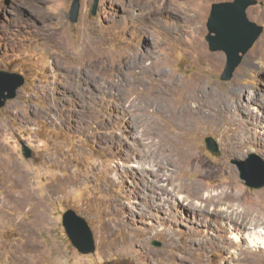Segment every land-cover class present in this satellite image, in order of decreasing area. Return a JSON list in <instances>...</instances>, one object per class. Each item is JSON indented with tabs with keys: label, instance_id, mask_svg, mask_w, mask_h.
<instances>
[{
	"label": "rangeland",
	"instance_id": "obj_1",
	"mask_svg": "<svg viewBox=\"0 0 264 264\" xmlns=\"http://www.w3.org/2000/svg\"><path fill=\"white\" fill-rule=\"evenodd\" d=\"M220 1L80 0L72 21L74 0H0V70L25 78L0 108V264H264V187L232 163L264 158V31L222 80L206 39ZM247 12L264 26V0ZM71 208L95 252L68 237Z\"/></svg>",
	"mask_w": 264,
	"mask_h": 264
},
{
	"label": "water",
	"instance_id": "obj_2",
	"mask_svg": "<svg viewBox=\"0 0 264 264\" xmlns=\"http://www.w3.org/2000/svg\"><path fill=\"white\" fill-rule=\"evenodd\" d=\"M258 4V0H227L214 2L211 6L208 19V40L212 51H224L226 65L221 74L222 80H230L237 67L243 61L245 54L253 47L264 31V26L251 20L248 8ZM98 0H95L91 13L97 12ZM80 0H74L71 10V20L76 21L79 15ZM22 74L0 70V108L8 100L17 96L18 90L24 85ZM206 148L215 155H220V145L212 135L204 137ZM23 153L29 158L32 149L23 144ZM240 171L241 178L249 187H264V158L251 153L246 160L233 159ZM63 226L74 247L82 254L93 253L96 250V241L93 230L87 219L74 209H68L63 214ZM160 245V243H157Z\"/></svg>",
	"mask_w": 264,
	"mask_h": 264
},
{
	"label": "bare ground",
	"instance_id": "obj_3",
	"mask_svg": "<svg viewBox=\"0 0 264 264\" xmlns=\"http://www.w3.org/2000/svg\"><path fill=\"white\" fill-rule=\"evenodd\" d=\"M92 43H91V41L90 40H88V39H84L83 41H82V47H84V48H86V50H85V53L87 52V50H88V48H92ZM129 69V68H128ZM148 69V68H147ZM147 69H145V71L147 70ZM193 89H194V91H195V93L198 91V88L196 87V86H193L192 87ZM201 89V88H200ZM203 106V105H202ZM208 112H210V111H208ZM12 170H13V166H7L5 169H4V174L5 175H9L10 176V173L12 172ZM22 172V175H21V177H19L18 178V182H19V184L21 185V186H24V188H23V190H22V192H21V194L20 193H18V194H16V195H13L14 196V201L15 202H19L20 203V205H26L27 203H26V201H28L29 202V197H31L32 196V192L30 193L31 195L29 196V194H27L26 192H29V186H28V184H27V175L26 174H24L23 173V171H21ZM8 176V177H9ZM26 191V192H24L25 194H23V191ZM32 191V190H31ZM10 192H8L6 195H5V198H8V196H11V194H9ZM33 194H34V192H33ZM228 196H231V197H238V195H237V193H236V191L235 190H232V191H228V192H221V193H218V194H215V193H208L207 195H206V198H207V200H209V202H211V203H213V202H216V200H217V202L219 201V200H222L223 198L225 199V197H228ZM31 200V199H30ZM5 202V201H4ZM215 205V204H214ZM219 209V208H218ZM205 212V211H204ZM212 212V211H211ZM36 213V212H35ZM214 214V213H213ZM40 215V214H39ZM39 215L37 214L36 216H35V218L34 219H32L31 221H29V222H27L26 220V224H23V225H25L26 227H28V234H29V239L30 240H32V239H34V237H33V231H34V228H35V226L34 225H32V226H30L31 225V222L32 221H34V220H37V219H39ZM42 215V214H41ZM40 215V216H41ZM41 221V220H40ZM35 222V221H34ZM37 222V221H36ZM23 223H24V221H23ZM32 224H33V222H32ZM38 225V224H37ZM25 228V227H24ZM26 230V229H25ZM258 233V235H253V237L251 236L250 238H251V244H253V245H259V246H264V236H261L260 235V232L258 231L257 232ZM236 237V236H235ZM237 237H239V236H237ZM27 243L28 244H30V245H33L34 243H32V242H30V241H27ZM255 243H257V244H255ZM35 245V244H34ZM37 264H45V263H37ZM47 264V263H46Z\"/></svg>",
	"mask_w": 264,
	"mask_h": 264
}]
</instances>
